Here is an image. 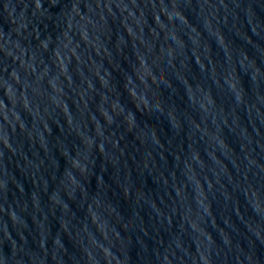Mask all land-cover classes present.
Wrapping results in <instances>:
<instances>
[{"label": "water", "instance_id": "1", "mask_svg": "<svg viewBox=\"0 0 264 264\" xmlns=\"http://www.w3.org/2000/svg\"><path fill=\"white\" fill-rule=\"evenodd\" d=\"M0 264H264V0H0Z\"/></svg>", "mask_w": 264, "mask_h": 264}]
</instances>
